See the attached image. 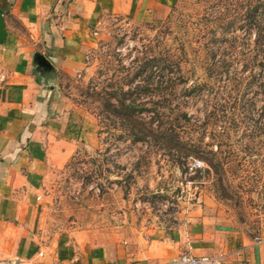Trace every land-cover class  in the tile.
Instances as JSON below:
<instances>
[{"label":"rangeland","instance_id":"obj_1","mask_svg":"<svg viewBox=\"0 0 264 264\" xmlns=\"http://www.w3.org/2000/svg\"><path fill=\"white\" fill-rule=\"evenodd\" d=\"M262 1L178 0L162 19L102 21L87 68L61 74L64 91L97 118L100 146L76 154L46 187L47 236L115 221L173 227L208 217L229 237H264V132L257 128L264 74L252 61L257 30L245 16ZM117 97L143 105L135 113L146 133L152 117L160 131L173 121L182 142L192 139L187 148L203 146L211 162L206 152L180 155L183 145L169 150L127 137L131 124L120 117L133 119L116 110Z\"/></svg>","mask_w":264,"mask_h":264},{"label":"crops","instance_id":"obj_2","mask_svg":"<svg viewBox=\"0 0 264 264\" xmlns=\"http://www.w3.org/2000/svg\"><path fill=\"white\" fill-rule=\"evenodd\" d=\"M177 1L0 0L8 29L0 45V264H174L186 250L264 264V243L229 237L208 217L43 231L46 187L76 154L100 146L97 118L64 91L61 74L87 68L102 21L162 19Z\"/></svg>","mask_w":264,"mask_h":264},{"label":"trees","instance_id":"obj_3","mask_svg":"<svg viewBox=\"0 0 264 264\" xmlns=\"http://www.w3.org/2000/svg\"><path fill=\"white\" fill-rule=\"evenodd\" d=\"M245 16L248 20L249 30H252L253 28H256L257 30V35L255 39V45L257 48L252 55L254 56V58H252V61L259 62L261 69L263 70V74H264V0L261 3H257L255 5L249 6L248 11ZM262 80H263L262 90L264 91V75H263ZM113 96L114 94L111 97ZM128 100H130L128 97H124L121 100L118 99L117 97V103L119 104L117 105V108H116L117 111H121L124 114H127V115L129 114L132 116L133 120H131L130 118L126 116L125 118L120 117L121 120H125L126 122L131 124L132 129H130V132L126 134L127 137L133 138L134 141L150 140L151 142L155 143V145L166 147L169 150L174 148L172 144L183 145L177 148V151L180 152V155L184 157H188V156H195L198 153L205 154L206 152L207 154L206 158L207 160H209V162H211L212 159L209 157L210 155H208L211 153V151H205L206 149L203 146L198 145V147L196 146L197 148L195 149H192L191 147L190 149L187 148L189 141L192 142V139L186 141V143L182 142L180 138L181 137L180 133L177 131L176 126L174 125L173 121L168 122L170 124L169 128L165 129L164 131H160L158 128L153 127V123L156 119H158V117L157 118L156 116L152 117L149 122L150 130L152 132L151 134L146 133L139 126V124L144 123L143 118L140 116V114L135 113V110L138 107L143 106V105L141 103L137 104L136 100L131 99L129 102ZM109 104L110 105L112 104V106H114V103H109ZM210 117L211 116L209 115L208 120H210ZM182 119H184L185 122L187 123L192 122V118L187 113H184L182 115ZM164 123H165L164 121H161V125H163ZM178 127L181 128L182 125L180 124L178 125ZM257 128L260 131L264 132V120L262 121L260 125L257 126Z\"/></svg>","mask_w":264,"mask_h":264},{"label":"built area","instance_id":"obj_4","mask_svg":"<svg viewBox=\"0 0 264 264\" xmlns=\"http://www.w3.org/2000/svg\"><path fill=\"white\" fill-rule=\"evenodd\" d=\"M196 164H203L202 161L196 160ZM259 243H264V237H257ZM174 264H223L222 255H202L197 256L192 254L189 250L183 251L175 260Z\"/></svg>","mask_w":264,"mask_h":264},{"label":"water","instance_id":"obj_5","mask_svg":"<svg viewBox=\"0 0 264 264\" xmlns=\"http://www.w3.org/2000/svg\"><path fill=\"white\" fill-rule=\"evenodd\" d=\"M8 36V29L6 27V21H5V15L2 13L0 10V45L4 44L5 41L7 40ZM37 59H40V62L42 65L47 66V61L44 56L38 55Z\"/></svg>","mask_w":264,"mask_h":264}]
</instances>
